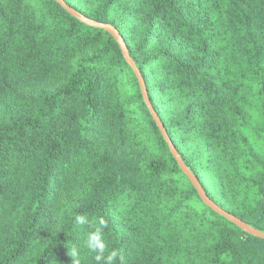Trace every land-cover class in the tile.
Listing matches in <instances>:
<instances>
[{
	"label": "trees",
	"instance_id": "1",
	"mask_svg": "<svg viewBox=\"0 0 264 264\" xmlns=\"http://www.w3.org/2000/svg\"><path fill=\"white\" fill-rule=\"evenodd\" d=\"M64 1L118 30L168 136L208 196L264 230V158L245 133L264 137V0H211L225 14L231 34L226 57L243 94L218 66V51L191 5L153 0L136 38L137 0ZM157 20L169 32L163 46L157 44ZM121 81L131 83L132 97H118ZM186 88L197 91L206 117L202 127L251 195L245 213L209 194L183 149V133L200 125L192 110L196 100L177 115H169L160 101ZM248 97L255 110L252 125ZM129 116L151 139L152 153L128 154L122 146ZM61 208L72 213L34 264H73V246L80 264H97L85 245L92 228L77 225L78 214L107 222L108 248L122 257L115 264H167L176 257L177 225L189 209L196 216L192 225L200 220L218 232L209 264H264V239L205 205L180 170L113 36L79 21L54 0H0V246H12L0 264H26L45 215Z\"/></svg>",
	"mask_w": 264,
	"mask_h": 264
},
{
	"label": "rangeland",
	"instance_id": "2",
	"mask_svg": "<svg viewBox=\"0 0 264 264\" xmlns=\"http://www.w3.org/2000/svg\"><path fill=\"white\" fill-rule=\"evenodd\" d=\"M92 0H83L90 2ZM178 4L187 3L191 5L205 22L204 35L207 37L211 46L218 51L217 64L226 72L231 79L233 86L239 94H243V87L237 79L236 69L231 59L227 56V50L231 41V34L226 24V18L221 8H214L211 0H174ZM153 0H137L139 7L138 14L132 18L136 28L137 36L143 32V24L152 7ZM157 33V44L163 46L169 39V32L164 22L155 21L154 24ZM162 74H159V79ZM121 100L130 98L134 94L131 83L121 81L117 93ZM193 111L197 113V120L200 124L198 128L192 132H184L182 138L185 139L183 149L187 156L191 158L199 167L200 174L209 194L223 201L225 206L235 213L247 212L251 200L250 193L232 174V164L227 156L219 151L215 144L208 138L206 130L202 124L206 121L204 110L201 107L202 100L198 97V93L194 89L186 88L182 92H170L167 96L161 97L160 101H165L166 110L169 115H177L189 107L194 101ZM250 97L246 101V116L249 125L253 122V109ZM129 125L126 126L124 137L121 139L122 146L128 154L152 153L151 139L143 136V129L136 124L133 116L127 119ZM251 141L253 150L264 158V137L250 135L249 131H245ZM149 137V136H148ZM208 195V194H207ZM210 197V196H209ZM188 210V208H187ZM72 213V208H64L55 212H48L45 220L41 222V227L37 229L29 249L25 255L26 264H34L38 255L41 253L44 244L57 231L64 219ZM235 215V214H234ZM194 212L189 209V213L185 214L181 221L178 222V238L174 246L177 249L176 257L167 264H209L212 259V250L219 236L216 229L205 223L192 225L195 220ZM192 225V226H189ZM12 246L4 244L0 246V256L10 250Z\"/></svg>",
	"mask_w": 264,
	"mask_h": 264
},
{
	"label": "water",
	"instance_id": "3",
	"mask_svg": "<svg viewBox=\"0 0 264 264\" xmlns=\"http://www.w3.org/2000/svg\"><path fill=\"white\" fill-rule=\"evenodd\" d=\"M54 1L57 2L71 16L77 18L79 21H81V22H83L89 26L95 27V28H101L113 36V38L115 39V41L117 42V44L120 47V50L122 52V55H123L125 61L130 66V68L132 69L133 73L136 76L142 99H143V101H144V103L148 109V112L151 115L152 120L155 122L161 136L165 140L167 147L169 149V152L171 153V155L176 160L180 170L185 174V176L187 177L189 182L192 184V186L197 191V194L199 195L202 202L205 205H207L210 209H212L214 212H216L217 214L226 218L228 221L235 224L238 228H240L245 233H247L251 236L257 237V238L264 239V230H261L255 226L247 223L246 221L242 220L241 218L233 215L232 213L226 211L225 209H223L221 206H219L216 202H214L207 195L206 191L204 190L203 186L199 182L198 178L193 173V171L190 169V167L184 162L182 156L177 151L176 147L174 146L173 142L171 141L170 137L168 136L166 129L164 127V124L162 123L161 119L159 118L158 114L154 110V108H153V106H152V104L148 98L146 85H145L144 79L140 73V70L137 67L134 60L132 59V57L130 56L128 48H127L122 36L118 32V30L112 24L99 22V21L93 20L91 18H88L84 14L80 13L76 9L69 6L64 0H54Z\"/></svg>",
	"mask_w": 264,
	"mask_h": 264
},
{
	"label": "clouds",
	"instance_id": "4",
	"mask_svg": "<svg viewBox=\"0 0 264 264\" xmlns=\"http://www.w3.org/2000/svg\"><path fill=\"white\" fill-rule=\"evenodd\" d=\"M75 223L81 226L89 225V227L92 228L91 231L86 233L85 245L90 252L95 253L93 258L97 264H115L118 257L122 259L121 254L117 249L108 248L104 234L107 222L103 218H98L96 221H90L86 216L78 214L75 216ZM70 257L73 264H80L78 250L75 246L71 249Z\"/></svg>",
	"mask_w": 264,
	"mask_h": 264
}]
</instances>
